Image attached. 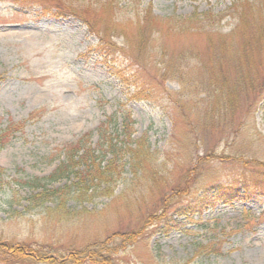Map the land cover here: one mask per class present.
I'll return each mask as SVG.
<instances>
[{"label": "rangeland", "instance_id": "1", "mask_svg": "<svg viewBox=\"0 0 264 264\" xmlns=\"http://www.w3.org/2000/svg\"><path fill=\"white\" fill-rule=\"evenodd\" d=\"M147 4L159 18L156 30L162 34L154 47L165 45L167 53L174 56L190 47L201 52V57L188 58L181 66L190 74L189 84L195 85L211 79L204 67L209 42L200 34L179 37L172 26L178 18L215 15L214 24H220L217 33L225 36L224 54L231 60L223 70L231 81L237 80L234 68L240 45L237 36H231L237 19L230 13L234 0H142L137 6L142 10ZM120 17L121 25L136 36L131 10L123 9ZM96 44L97 39L77 20L42 19L34 11L0 0V75L4 78L0 82V130L6 131L0 140V169L4 170L2 176L0 173V242L25 243L54 260L17 264H74L72 253L109 242L106 248L112 254H94L100 258L83 264H264V196L224 204L211 193L191 215L176 214L173 208L180 201L174 198L173 189L193 175L192 169L208 150L215 153L214 159L202 166L204 178L211 169L215 181L219 177L229 181L244 172L250 174L256 166L264 167V100L247 119L241 109L237 110L235 126L226 142L218 146L207 131L190 133L192 128L186 126L181 114L175 116L165 94L154 103L131 99L98 58L92 54L82 57ZM134 50L147 65L140 72L148 81L165 70L168 56L161 61L149 47L144 55ZM260 70L264 74V68ZM220 74L217 67L215 75ZM165 88L181 93L182 85L167 80ZM205 97L202 92L192 101H211ZM187 99L182 96L183 101ZM188 109L196 111L192 102ZM37 111L43 112L30 119ZM242 120H246L245 131L233 133ZM194 122L197 126L198 120ZM125 123L134 132V140L148 139L153 165L162 177L160 187L151 182L134 185L129 156L118 162L125 167L118 169L122 179L111 197L90 189L87 196L79 198L86 186H78L75 174L49 179L65 160L64 145L84 137L97 145L103 133L114 137L113 130ZM15 124H25L24 130H8ZM221 131L217 129L215 137ZM114 140L126 142L124 136ZM189 143L193 145L189 147ZM243 149L246 152L238 162L236 155ZM222 156L230 162L223 164L216 159ZM110 159L109 155L106 161ZM246 162L250 163L244 167ZM34 179H39V185H20ZM44 190L65 191L62 210L57 212L62 205L58 201L44 206L32 201ZM204 193L201 188L198 197ZM165 212L167 221L178 224L169 234L158 218ZM118 235L138 240L122 250L120 239L115 238Z\"/></svg>", "mask_w": 264, "mask_h": 264}, {"label": "trees", "instance_id": "2", "mask_svg": "<svg viewBox=\"0 0 264 264\" xmlns=\"http://www.w3.org/2000/svg\"><path fill=\"white\" fill-rule=\"evenodd\" d=\"M8 1L21 10L34 11L42 19L47 18L55 21L74 19L81 22L89 34L97 39V44L84 53L82 57H89L92 54L98 58L100 63L123 86L127 95L135 101L154 103L160 100L159 95L165 94L164 97L173 104L171 107L175 116L178 117L181 114L186 121V126L189 129L192 128L190 133H196L200 130L207 131L210 135H214L215 140L218 141V146L226 142L230 131L235 126L233 122L234 113L241 109L243 117L247 119L250 115L255 114L258 105L264 100V74L260 70L264 68V0H234L231 7L230 13L234 19H237L236 29L231 36L236 35L240 45L239 57L234 68L237 73V80L231 81L223 70V66L230 64L231 60L224 54L225 36L217 33L216 29L220 24H214L215 15L205 13L197 16V14L189 19L178 18V21L174 22L172 28L177 31L179 37L185 36L187 38L200 34L209 42V55L204 67L211 79L202 81L198 85L189 84L192 80L190 74L188 70H182L181 66L183 61L188 60V58L198 59L201 57V52L195 47H190L189 51H182L179 56H174V54L169 55L167 53L168 50H166L165 45L160 46V49L154 47V44L161 38L159 36L162 35L156 30V23L159 18L154 15L153 8L149 4L140 10L137 5H140L142 0ZM123 9H130L135 16L136 36L130 34L128 29L121 25L120 12ZM119 39L123 41L119 43ZM148 47L152 51H156V59L163 61L168 56L165 70L156 72L151 81H148L141 74L140 69H147V65L141 60V54H137L134 50L136 48L138 51H142L144 55V51ZM217 67L220 70V76L215 75ZM3 80L4 78L0 75V82ZM167 80L178 81L182 85L181 93H173L165 88ZM202 92L206 93L207 97L205 98H210L211 101L202 100L194 103L192 99L198 98ZM182 96L189 99L183 101ZM191 102L196 109L194 113L192 109L191 113L188 109ZM200 105L202 108L199 110L202 113L198 110ZM42 112L37 111L31 114L30 119L42 114ZM195 120H198L197 126ZM14 126L8 130L23 131L25 128V124H15ZM245 126L246 120H242L238 127L233 130V133L244 132ZM217 129L222 130L223 133L215 137ZM130 131L129 125L125 123L121 128L116 127L113 130L111 136L114 137L109 138L103 133L100 138L101 142L97 145L92 144L86 137L64 145L61 151L65 160L49 179L56 181L62 176L64 178L75 174L79 181L78 186L80 187V184L86 186L79 198L87 196L90 189L95 190L94 193L102 191V194L111 197L114 195L113 189L122 179L118 169L125 167L124 165L120 166L118 162L122 161L123 157L129 156L130 171H132L135 180L133 184L142 187L144 183L151 182L160 187L163 184L162 177L155 168L157 166L153 165L155 160H153L148 139L134 140V132ZM5 136L6 131L0 130L1 141ZM121 136L125 137L126 142L124 140L119 143L118 141L115 142L114 139H120ZM188 145L190 147L193 143ZM245 152L246 150L243 149L236 155L238 162L241 161L239 157L242 159ZM214 153L215 151L208 150L205 158H199L194 169H192L193 175L187 178L184 185H178L173 189L174 198L180 200L177 205L173 206L174 213L184 216L193 214L206 199L209 200L208 195L211 193L216 201L224 204H231L252 195L264 196V167L256 166L250 174L244 172L238 178L229 181L220 177L218 181H215V172H213L214 169H211L212 173L207 174V178H204L202 166L214 159ZM109 155L111 159L106 161ZM216 159H220L223 164L230 162V159L224 156ZM249 163L246 162L244 167H247ZM0 173L2 176L4 170L0 169ZM38 183L39 179H34L29 182H21L20 185L30 187ZM209 185L210 188H208ZM102 187H106V189H102ZM201 188L205 189L206 193L202 197H198ZM66 196L64 190H44L32 201L43 206L48 201H58L62 203L57 210L59 212V209H63V202L66 203L64 201ZM162 202L165 203L164 198H162ZM53 212L56 213V210ZM50 214L52 215V213ZM165 214L166 212L158 218L159 222L163 220L161 223L164 225L165 234H169L177 228L178 224L167 221L169 218ZM170 223H172L171 226ZM115 238L120 239L122 244L120 249L122 250L138 240L132 235H118ZM109 243L90 246L82 253L74 252L71 254V260L74 264H83L87 259L100 258L94 254H112V250L106 248ZM30 260L40 263L54 262L40 250H35L25 243L0 242V264H17Z\"/></svg>", "mask_w": 264, "mask_h": 264}]
</instances>
